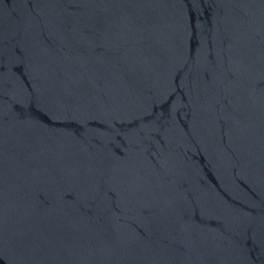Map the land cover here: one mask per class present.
<instances>
[{
  "label": "water",
  "instance_id": "water-1",
  "mask_svg": "<svg viewBox=\"0 0 264 264\" xmlns=\"http://www.w3.org/2000/svg\"><path fill=\"white\" fill-rule=\"evenodd\" d=\"M0 264H264V0H0Z\"/></svg>",
  "mask_w": 264,
  "mask_h": 264
}]
</instances>
